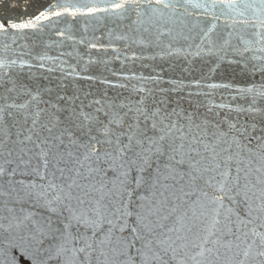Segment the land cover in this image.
Instances as JSON below:
<instances>
[{"label":"snow or ice","instance_id":"snow-or-ice-1","mask_svg":"<svg viewBox=\"0 0 264 264\" xmlns=\"http://www.w3.org/2000/svg\"><path fill=\"white\" fill-rule=\"evenodd\" d=\"M0 264H264V0H0Z\"/></svg>","mask_w":264,"mask_h":264},{"label":"water","instance_id":"water-1","mask_svg":"<svg viewBox=\"0 0 264 264\" xmlns=\"http://www.w3.org/2000/svg\"><path fill=\"white\" fill-rule=\"evenodd\" d=\"M102 33L106 34V28H103L100 31H98L97 35H101ZM89 35H91V33H89ZM99 42L107 44L108 40L105 36ZM116 43L119 44V42H116ZM65 50H71L67 44H65ZM79 50L81 53H84L86 51V49H84L82 46H79ZM52 54L53 55L56 54L55 49L52 50ZM93 55L95 57V56L104 55V54L103 53H99V54L93 53ZM70 62L73 64L75 63L74 60H70ZM145 63H149V62H145ZM108 67L113 69V70H116V71H124V72L136 71V72H140V73L145 74V75H147L148 72L151 71L150 68H141L139 62H137L135 64H132L131 62H126V66H122L118 61H112ZM88 71H89V73L94 74V75H99L100 73H104L105 75H108L110 79H114V77H111V74L104 68L103 65H91V66H89ZM178 73H179V69H177L175 73H165V75H169V74L176 75ZM56 75H58V73ZM221 91H223V90H221ZM215 99L217 101H220L222 99V97L218 94L215 97Z\"/></svg>","mask_w":264,"mask_h":264}]
</instances>
